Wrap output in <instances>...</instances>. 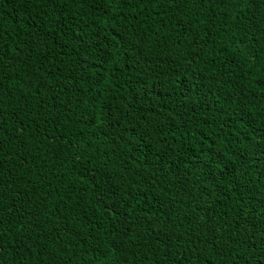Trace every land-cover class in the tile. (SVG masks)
Masks as SVG:
<instances>
[{
  "label": "trees",
  "instance_id": "obj_1",
  "mask_svg": "<svg viewBox=\"0 0 264 264\" xmlns=\"http://www.w3.org/2000/svg\"><path fill=\"white\" fill-rule=\"evenodd\" d=\"M0 264H264V0H0Z\"/></svg>",
  "mask_w": 264,
  "mask_h": 264
}]
</instances>
